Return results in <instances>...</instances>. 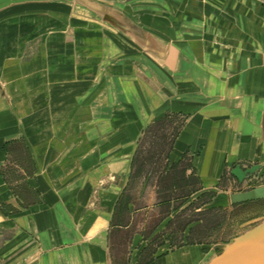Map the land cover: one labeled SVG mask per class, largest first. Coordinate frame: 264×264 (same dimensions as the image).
Instances as JSON below:
<instances>
[{
	"label": "crops",
	"instance_id": "1",
	"mask_svg": "<svg viewBox=\"0 0 264 264\" xmlns=\"http://www.w3.org/2000/svg\"><path fill=\"white\" fill-rule=\"evenodd\" d=\"M263 114L264 0H0V264H205L155 222L159 181L206 193L264 162ZM172 118L165 169L138 175Z\"/></svg>",
	"mask_w": 264,
	"mask_h": 264
},
{
	"label": "rangeland",
	"instance_id": "2",
	"mask_svg": "<svg viewBox=\"0 0 264 264\" xmlns=\"http://www.w3.org/2000/svg\"><path fill=\"white\" fill-rule=\"evenodd\" d=\"M181 125V119L172 118L152 127V129L149 128L141 141L137 154L138 175L151 173L152 177H157L165 169L164 159L170 151L176 131ZM254 161H239L237 164L242 173L238 175L233 174L232 169L227 168L217 189L206 193L201 192V183L192 174L189 175L187 181L181 177H176L173 180H162L159 177L161 180L157 189V202L161 207L156 214L155 222L162 220L168 222L164 230L170 239L171 249L183 245L184 242H188V244L204 243L208 246L207 257H213L219 254L221 249L233 239L264 222V199L234 206L225 205L224 207H217V199L214 200L217 197V192H225L230 195L264 186V162ZM188 166V163L181 165V169H185L184 173L189 170ZM210 202L212 204L207 205ZM168 218L172 219L168 221ZM155 222H149L144 228L149 229ZM142 223L144 226V222ZM187 231L190 234L188 237L185 235ZM162 240V238L156 237L148 245L143 258L150 257Z\"/></svg>",
	"mask_w": 264,
	"mask_h": 264
},
{
	"label": "water",
	"instance_id": "3",
	"mask_svg": "<svg viewBox=\"0 0 264 264\" xmlns=\"http://www.w3.org/2000/svg\"><path fill=\"white\" fill-rule=\"evenodd\" d=\"M262 134L264 135V114ZM264 186L229 195V205L263 200ZM205 264H264V222L245 231Z\"/></svg>",
	"mask_w": 264,
	"mask_h": 264
}]
</instances>
